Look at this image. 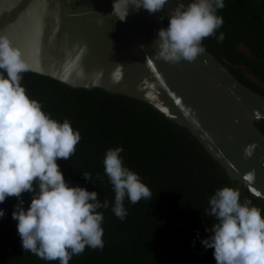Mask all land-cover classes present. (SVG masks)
I'll return each instance as SVG.
<instances>
[{"label":"trees","instance_id":"obj_1","mask_svg":"<svg viewBox=\"0 0 264 264\" xmlns=\"http://www.w3.org/2000/svg\"><path fill=\"white\" fill-rule=\"evenodd\" d=\"M223 2L224 8L216 13L223 24L215 36L203 40V46L242 83L264 95L236 68L246 67L264 82V68L239 49L244 46L251 56L264 62V0ZM221 33L222 43L216 39ZM20 75V84L30 99L38 101L51 118L60 122L68 119L80 132L75 153L67 161L57 160L65 180L95 191L100 202H109L107 209L97 210L104 217L103 249L86 247L69 264H161L169 254L174 263L180 262L174 257L181 255L184 261L216 264L213 249L204 248L201 240L211 235L205 229L214 222L207 215L208 200L225 186L237 189L241 202L251 200L264 216L263 199L231 179L187 128L168 120L149 104L97 88H72L31 71ZM255 125L264 134V119ZM118 146L124 149L120 154L123 166L137 173L152 193L151 199L136 204L126 197L123 221L112 211L115 193L103 165L106 150ZM84 173L91 174V181L85 180ZM97 174L102 179H97ZM31 196L27 192L21 195L25 209ZM17 203L15 197H7L0 204L4 211L0 217V264H59L24 252L17 221L12 218Z\"/></svg>","mask_w":264,"mask_h":264},{"label":"clouds","instance_id":"obj_2","mask_svg":"<svg viewBox=\"0 0 264 264\" xmlns=\"http://www.w3.org/2000/svg\"><path fill=\"white\" fill-rule=\"evenodd\" d=\"M167 3L168 0H123V14L115 12L113 3L112 15L123 22L129 6L155 14ZM223 8V0H190L187 5L173 7L167 27L160 28L153 41L156 59L173 64L194 61L205 51L203 40L215 36L222 26L223 18L216 13ZM216 39L222 43L224 34ZM86 52L87 46H80L73 67ZM0 70H3L0 73V204L7 197L17 199L12 218L17 221L24 252L45 261L69 264L86 247L102 250L104 217L97 210L107 209L108 200L100 202L95 191L72 186L57 163L58 159L69 160L75 153L80 132L73 129L68 119L60 122L51 118L38 101L28 97L20 84V74L28 70L27 65L3 35H0ZM123 151L122 146L109 148L103 159L104 172L115 193L112 211L121 221L127 216L126 197L132 204L152 197L140 176L123 166L120 155ZM246 155H251L250 149ZM82 175L91 181V174ZM97 179H102L99 174ZM253 179L254 173L248 172L245 180ZM25 192L32 194L27 209L20 199ZM208 204L207 215L214 222L205 229L211 235L202 239L201 244L213 249L216 264H264L261 210L251 200L241 202L240 192L228 186L217 189ZM3 216L0 209V217Z\"/></svg>","mask_w":264,"mask_h":264},{"label":"water","instance_id":"obj_3","mask_svg":"<svg viewBox=\"0 0 264 264\" xmlns=\"http://www.w3.org/2000/svg\"><path fill=\"white\" fill-rule=\"evenodd\" d=\"M113 3L122 15L123 0H0V35L27 71L149 104L187 128L231 179L264 200V134L255 125L264 119V95L206 49L192 62L156 59L153 41L176 0L155 14L129 6L123 22L112 15ZM84 45L87 52L73 67Z\"/></svg>","mask_w":264,"mask_h":264},{"label":"rangeland","instance_id":"obj_4","mask_svg":"<svg viewBox=\"0 0 264 264\" xmlns=\"http://www.w3.org/2000/svg\"><path fill=\"white\" fill-rule=\"evenodd\" d=\"M190 2V0H176V6L183 3L185 5H187L188 3ZM239 49L245 53L246 55H248L252 60L258 62L263 68H264V62L259 60L258 58H255L254 56H251L248 49H246L244 46H240ZM236 68L242 72L245 76H247L248 78H250L254 83H256V85H258V87H260L263 91H264V82H262L256 75H254L250 70H248L246 67H243V66H236ZM172 255V254H171ZM170 254L165 257L162 261H161V264H199L197 263V261H199L197 259V261L194 259V260H185L183 258H180V257H183L181 255H176V256H180V257H174L175 259H179L178 261H180L179 263H174L173 261V258ZM187 258H191V256H187ZM186 258V259H187Z\"/></svg>","mask_w":264,"mask_h":264}]
</instances>
